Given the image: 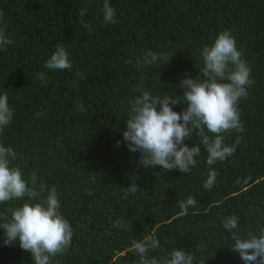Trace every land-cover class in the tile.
I'll list each match as a JSON object with an SVG mask.
<instances>
[{"label": "trees", "instance_id": "trees-1", "mask_svg": "<svg viewBox=\"0 0 264 264\" xmlns=\"http://www.w3.org/2000/svg\"><path fill=\"white\" fill-rule=\"evenodd\" d=\"M104 3L0 0V29L12 40L0 48V95L7 94L14 113L0 145L17 153L12 164L30 187L35 172L37 188L57 192L73 238L52 264H139L133 243L153 236L160 246L150 258H170L182 249L193 264H244L230 250L223 223L238 217L234 231L245 239L264 230V0H108L116 23L104 20ZM225 30L253 81L237 105L243 130L224 133L234 154L208 165L200 145L187 174L143 167L141 154L130 152L122 135L130 101L143 91L167 95L181 113L187 105L180 81L200 75L203 48ZM60 46L71 69L45 68ZM149 51L165 58L138 65ZM184 143L191 148L199 138L194 132ZM210 170L218 175L209 190ZM133 182L137 191L127 193ZM189 197L195 206L182 208ZM24 202L30 201L0 204V216ZM4 240L0 229V264H34L18 240Z\"/></svg>", "mask_w": 264, "mask_h": 264}, {"label": "clouds", "instance_id": "clouds-1", "mask_svg": "<svg viewBox=\"0 0 264 264\" xmlns=\"http://www.w3.org/2000/svg\"><path fill=\"white\" fill-rule=\"evenodd\" d=\"M103 9L104 20L116 23L115 10L108 0H105ZM11 43L6 32L0 29V48ZM201 55L204 68L200 75L180 81L187 105L181 113L172 109L179 102L167 95L154 97L143 91L130 101V115L122 135L128 150L141 154L143 167L159 166L165 171L179 169L187 174L197 164L195 157L200 154V145L208 153V165L234 154L235 145L224 143V133L243 130L237 105L241 98L247 97V86L253 83L250 68L241 58L242 52L237 49L230 30L220 32L211 46L203 48ZM163 58L164 54L149 51L137 64H153ZM71 67L68 52L63 46L58 47L45 63V68L50 70ZM39 78L45 79L42 74ZM13 115L7 94L0 95V132L12 122ZM205 129L213 134V138L205 133ZM194 132L199 144L189 148L184 141L190 139ZM16 158L17 153L11 147L0 145V204L25 197L30 201L10 209V214L0 216L4 243L10 245L18 240L20 248L31 253L34 264H52L51 258L64 253L71 245L73 230L59 211L61 205L56 190H49L44 184L37 188L35 172L30 177V187L21 168L12 164ZM217 175L216 171H209L204 183L206 189L212 188ZM137 188L133 182L127 187V193L135 194ZM44 192H47L46 198L38 200ZM195 204L196 201L189 197L181 207L186 209ZM121 223L117 220L114 226L120 227ZM238 224L236 216H229L223 223L231 238L230 250L239 253L244 264H264V230L259 236L249 233L245 239L234 231ZM159 246L155 236L134 242L133 249L139 256V264H193L194 257L182 249L173 250L170 258H150L148 252Z\"/></svg>", "mask_w": 264, "mask_h": 264}]
</instances>
